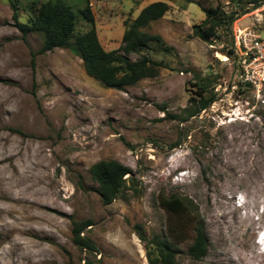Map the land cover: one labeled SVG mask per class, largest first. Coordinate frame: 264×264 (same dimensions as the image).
<instances>
[{"label": "rangeland", "instance_id": "374dc122", "mask_svg": "<svg viewBox=\"0 0 264 264\" xmlns=\"http://www.w3.org/2000/svg\"><path fill=\"white\" fill-rule=\"evenodd\" d=\"M11 1L26 24L31 4L48 0H0V264H149L139 233L174 241L170 226L184 235L177 264H264V90L243 84L229 55L236 30L259 18L255 11L206 44L195 35L202 10L236 14L234 0L92 1L109 52L143 8L170 5L145 29L170 51L154 42L142 54L166 67L118 91L86 74L75 39L44 54L42 35L24 40ZM66 1L77 13L84 7V0ZM89 28L79 17L77 30ZM204 84L215 102L188 118ZM99 161H117L135 177L109 206L89 173ZM172 196L192 201L204 222L209 247L201 261L188 255L194 226L161 206ZM72 220L91 222L82 237L97 253L75 246Z\"/></svg>", "mask_w": 264, "mask_h": 264}, {"label": "trees", "instance_id": "16d2710c", "mask_svg": "<svg viewBox=\"0 0 264 264\" xmlns=\"http://www.w3.org/2000/svg\"><path fill=\"white\" fill-rule=\"evenodd\" d=\"M92 1L94 0H84V7L78 13L66 0L33 2L30 7L33 16L26 24L19 22L17 3L11 1L10 6L13 10L15 25L24 40L29 34L43 36L44 44L40 50L41 54L56 49H68L71 40L75 39V46L86 74L107 89L124 91L142 80L158 77L160 70L166 66L142 54L154 42L161 44L162 47L165 46L160 36H152L145 32V29L164 18L170 11V5L164 1H156L143 8L132 22L126 23L121 47L109 52L103 48L99 40L91 7ZM251 3L253 7L248 9L247 5ZM234 4L239 11L236 14L234 12L227 14L219 7L203 9L202 12L206 18L200 26L196 27L195 35L202 42L211 44L220 30L225 28L231 30L238 19L264 5L250 0H234ZM79 17L89 25V30L85 32L77 30ZM233 46L234 41L229 55H235ZM164 49L167 52L170 51L167 47ZM132 55L140 56V59L131 61ZM200 88L201 92L191 100L190 106L185 110L188 118L198 116L215 102L213 92L207 93V84L200 85ZM89 173L92 181L97 185L96 193L104 206H109L115 200L124 197L126 191L135 184L133 171L117 161H99L91 167ZM76 186L84 190L81 179L76 182ZM160 203L171 218H180L194 226L195 238L188 249V255L195 261L204 259L208 252V239L204 231V222L197 213L194 203L177 196L163 197ZM91 226V222L79 223L72 220V240L80 250L97 253L96 245L90 239L82 237L83 231ZM170 233L174 241L159 235L147 240L139 233V239L145 243L149 264H177V258L181 254L178 245L184 241V235L177 234L174 226H170Z\"/></svg>", "mask_w": 264, "mask_h": 264}, {"label": "built area", "instance_id": "2783aa9c", "mask_svg": "<svg viewBox=\"0 0 264 264\" xmlns=\"http://www.w3.org/2000/svg\"><path fill=\"white\" fill-rule=\"evenodd\" d=\"M254 14L259 18L250 27L236 30L233 49L241 82L260 93L264 90V6Z\"/></svg>", "mask_w": 264, "mask_h": 264}, {"label": "clouds", "instance_id": "9594fccd", "mask_svg": "<svg viewBox=\"0 0 264 264\" xmlns=\"http://www.w3.org/2000/svg\"><path fill=\"white\" fill-rule=\"evenodd\" d=\"M264 235V233H261L260 236Z\"/></svg>", "mask_w": 264, "mask_h": 264}, {"label": "bare ground", "instance_id": "6f19581e", "mask_svg": "<svg viewBox=\"0 0 264 264\" xmlns=\"http://www.w3.org/2000/svg\"><path fill=\"white\" fill-rule=\"evenodd\" d=\"M263 236V235H262ZM261 237V236H260ZM262 245H264V243H262Z\"/></svg>", "mask_w": 264, "mask_h": 264}]
</instances>
